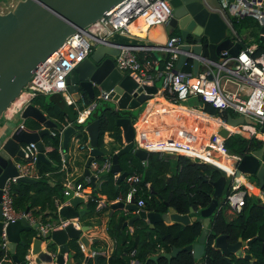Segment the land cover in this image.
Masks as SVG:
<instances>
[{"label": "water", "instance_id": "1", "mask_svg": "<svg viewBox=\"0 0 264 264\" xmlns=\"http://www.w3.org/2000/svg\"><path fill=\"white\" fill-rule=\"evenodd\" d=\"M121 1L17 0L12 8L0 12V119L10 102L22 92L35 70L65 41L67 36L79 29H84ZM169 2L172 6V15L167 22L157 23L154 28H149L145 38L114 31L107 36L104 43L97 44L66 77L68 95L73 101H81L86 93L89 99L95 101L93 107L107 99L112 102V105L114 104L116 109L128 111V115H121L116 119V124L120 126L124 139V144L112 154L111 172L117 173V183L124 180L128 174L127 170L121 169L118 161L120 154L133 151L141 159L148 154L147 150L142 147H135L133 150L136 129L130 110L139 107L159 91L156 83L139 84L130 73H125L116 67L115 57L121 46L156 51L160 46L165 45L171 34L178 33L183 42L177 49L175 69L193 73L199 69L201 57L211 60L210 64L215 65L214 62L219 61L221 57V50L226 49L228 53L236 56L243 46L240 41L233 39V33L229 32L228 24L221 13L210 7L205 0H169ZM259 38L264 42V24L260 25ZM189 56L192 61H188ZM28 117L35 121V127L26 125L25 128L17 123L14 126H6V132L3 131L0 136V200L1 188L5 179L17 174L15 161L23 156L22 143L35 142L39 151L38 163L48 160L44 153L45 144L42 136L50 133V128L56 127L57 122L34 103L27 104L19 116L23 120ZM225 121L230 125H236L243 121H250V119L241 114L233 115L227 112ZM85 129L92 149L85 160V168L80 179L90 174L89 162L93 157L102 153L96 146L99 119L90 118ZM75 130L76 128L71 124L63 127L61 133L64 148L67 147L70 136ZM219 133L226 138L231 130L222 127ZM263 152L264 142L257 149L244 152L240 159L230 160V164L236 167L235 175L255 176L259 192L264 186V163L261 160ZM63 155L67 157L66 153ZM90 176L94 184L96 176L93 174ZM35 180L34 177L19 176L16 185L22 181L35 182ZM226 186L228 187L227 179L222 174L213 181L212 198L209 204L199 210H194L191 206L187 213H179L171 205L163 213L139 209L136 203H124L120 199L111 202L110 206L112 208L124 207L134 212L128 220L124 221V225L133 224L138 218L146 219L148 221L147 232L154 228L158 221L166 223L178 221L183 225L193 220L201 221L202 230L195 242L182 247L173 246L169 251L161 253L170 262L171 258L181 250H190L194 259L197 260L203 255L208 226L212 214L218 209L219 199H222ZM83 201L84 197L80 195L69 196L67 201L60 205L59 215L65 218L81 217L86 210L77 207ZM28 210L29 207H26L25 211ZM1 211L0 203V218ZM2 227L0 220V234ZM89 228L90 224L76 227L72 221H69L59 228L52 229L48 238L39 235L32 236L28 248L35 255V263L69 264L76 258V247L77 244L80 247V242L84 246V251L80 248L85 253L84 260H89L92 250L91 242L95 240L89 239L85 233ZM31 230L34 229L26 217L10 221L5 227L12 258L19 261V264H24V261L18 257L16 247L18 244H25L21 233ZM256 236L247 240L239 237L235 243H230L225 234H219L214 237V245L222 249L226 260H229V253L253 259L249 252L243 250L251 245ZM99 256L100 253L92 256L95 264ZM158 256L152 254L147 260H157Z\"/></svg>", "mask_w": 264, "mask_h": 264}, {"label": "built area", "instance_id": "2", "mask_svg": "<svg viewBox=\"0 0 264 264\" xmlns=\"http://www.w3.org/2000/svg\"><path fill=\"white\" fill-rule=\"evenodd\" d=\"M216 10L221 13L227 22L233 33V39L236 32L228 13L238 17L252 15L259 24H264V0H219V6ZM171 15L172 6L169 0H122L84 29H79L77 32L67 36L65 41L35 70L22 92L4 110L2 118L5 120L14 119L15 116L22 113L27 104L34 103L33 98L38 94L61 92L64 96H67L68 85L66 77L69 72L87 57L97 44L104 43L109 34L119 31L138 36L142 34L141 31H145L149 26L167 22ZM137 20H139L140 26L135 25ZM142 25L144 28H142ZM133 28L138 29L139 32L134 31ZM235 40H238V37ZM182 42L181 36L173 33L168 37L165 45L160 46L159 50H163L167 54L163 67H160L154 58L145 57L141 59L139 51L142 48L130 46H121L119 53L115 57V65L119 70L130 73L139 84H153L161 79L159 91L160 88L162 93L166 90L170 94L171 99H173L172 102H181L190 96H199L203 103L208 102L219 110L229 109L248 117L250 121L231 125V133L256 137L264 141V51L257 55L254 54L257 47L256 42L242 46L236 56L231 55L224 49L220 52L219 61L214 62L215 65L210 64L211 60L201 57L202 62L206 66L204 69H198L196 73H193L192 71L175 69L178 55L177 49ZM104 98L106 97L104 96ZM71 100H69V103L73 102V99ZM94 102L92 100L90 103H86L85 99L82 98L80 109L75 106L76 104H74V107L89 116L94 108ZM91 103L92 105L90 106ZM77 120L80 122L85 121L79 118ZM4 123L8 125L9 121H4ZM19 124L26 128L24 122H19ZM51 134L55 135V131L51 130ZM224 139L220 135L219 130H213L209 139L199 149L194 143L183 137H167L147 144H151L150 147L155 151L166 153L180 152L192 159L213 164L221 169L227 179V183L229 182V191L222 200L232 210L238 211L244 204L249 191L243 187L239 180L240 176L235 175L236 167L230 164V160L240 159L243 153L230 152L224 144ZM122 140L124 144L123 135ZM78 147L86 151V157L92 149L91 144L86 141H79ZM135 147L137 146L134 138L133 150ZM21 149L23 156H20L15 161L17 174L8 176L1 188L0 203L2 215L0 220L3 227L0 234V248L2 249L0 264H19V261H15L12 258V253L9 250V239L5 232V227L10 221L26 217L36 234L43 238H48L52 229L59 228L69 221H72L76 227L81 226L76 221L78 218L44 221L30 210L25 211L15 207L14 185L17 182V178L19 176L34 178L40 176L38 171L39 151L35 142H24L21 144ZM203 152H205V155H203ZM61 155L62 163L59 170L66 169L67 166V158L64 157L63 153ZM209 156L217 162L219 159L224 161L228 169L223 168L219 163L213 162L211 159L209 160ZM141 161L143 165L148 162L146 157L141 159ZM111 165V153H107L101 162L93 157L89 162L90 174L95 175L97 178L101 174L111 171ZM90 174L84 175L82 179H65L63 193L68 197L80 195L85 198L88 192H93L95 186ZM141 175L140 172L136 171L128 172L124 178L128 189L122 200L124 203H136L139 209H145L143 207V198H138L136 201L133 200V195L137 191L138 183L142 178ZM146 185L148 186V183ZM253 196L264 202V189H261L259 193ZM91 198L95 201V212L107 206L106 197L103 194L97 193L95 197L91 196ZM126 212H128V209L125 208ZM130 229L132 230V226H130ZM86 234L89 239L94 237L90 230ZM80 248L84 251V246L81 242ZM95 253L98 252L92 249L90 257ZM131 254H134V250L131 251ZM34 257L35 255L31 252V249L27 248L22 260L24 264H36ZM87 261L83 260L82 264H87ZM130 262L131 264H140V261L135 257Z\"/></svg>", "mask_w": 264, "mask_h": 264}, {"label": "trees", "instance_id": "3", "mask_svg": "<svg viewBox=\"0 0 264 264\" xmlns=\"http://www.w3.org/2000/svg\"><path fill=\"white\" fill-rule=\"evenodd\" d=\"M229 18L236 34L240 33L243 28L252 29L258 25V21L252 15L238 17L229 14ZM239 40L243 46L249 43L240 35ZM255 42L257 47L254 54L257 55L264 51V42L258 37ZM152 57V55L146 56V58ZM166 58L167 54L161 60L160 67H163ZM163 95L173 101L166 90ZM84 99L86 103L90 102L86 93H84ZM33 102L41 107L48 116L55 119L57 126L52 128L55 131V135L50 132L42 136L44 143L49 145V149L46 150L48 160L38 163L40 176L37 177L35 182L22 181L19 185H14V205L17 209L25 210L26 207L32 208L40 203L42 210L47 206L51 208L50 212L43 213V215L51 214V217H56L57 205L55 197L60 198V200L66 198L62 185L65 171L59 170L62 163L59 138L60 128L62 129L65 125L71 123L77 131L79 130L78 138L84 141L88 136L84 128L87 120L82 122L77 120V109L73 103L67 102L61 92L38 94L33 98ZM204 110L226 118V112L229 109L219 110L208 102H204ZM127 112L116 109L114 105L107 104L105 101L99 102L92 109L89 118L99 119L96 146L102 153L96 155L95 158L100 162L107 153L113 154L123 145L122 130L116 124V119L118 116L128 115ZM201 116L207 120L214 117L203 114ZM131 117L132 120L136 118L132 114ZM191 118L197 117L191 116ZM220 123L224 124L225 122L220 120ZM106 134L109 135L108 140L104 139ZM262 143L263 141L256 137H247L238 133H231L224 139L225 146L230 152L234 153H244L257 149ZM170 154L162 155L158 151H150L146 157L148 161L146 165L142 164L141 158L135 155L133 151L119 155L118 161L122 170H127L129 173L136 171L142 174L138 189L133 195V200L136 201L138 198H143V207L145 209L160 213L166 212L169 205L173 206L179 213L189 212L191 206L194 210L207 206L212 198L213 181L223 174L222 170L207 162L192 159L181 153L175 154L176 166H173V159L169 157ZM262 160L264 162V152ZM169 170H172V174L164 178ZM47 172L56 173L58 181L54 186H50L47 183V174H45ZM100 176L102 178L101 183L98 187L95 184L92 197H95L97 193H105L109 199H113L119 194L123 196L127 191L128 185L125 180L120 181L118 187H115V175L113 172L107 171ZM147 182H149L148 186L146 185ZM227 185H229V182ZM46 190L49 191L47 196L45 195V199H41L40 193L42 191L46 192ZM228 191L229 186H226L222 199H224L223 197ZM251 194L248 192L241 209L236 211L231 217H228L225 212L228 204L219 199V209L212 214L208 226L204 252L200 259L201 264H264V202ZM89 207L92 210L95 209V201L92 198H90ZM41 209H39V212ZM128 212L121 214L118 210H114L110 214L107 230L109 235L114 238L115 246L108 258V264H131L130 261L133 257L137 258L140 264H145V262L146 264L197 263L190 250H181L176 256L171 258L170 262L161 253L169 251L173 246L182 247L195 242L202 230L201 221L193 220L185 225L178 221L170 223L158 221L155 223L154 228L147 232L148 222L143 218H138L133 222V230L130 232L126 226H123L126 218L131 215ZM32 234V230L22 232L25 244H18L16 247V253L20 259L24 258V254L30 246ZM219 234H225L230 243H235L239 237L247 240L257 235L251 245L246 248L247 252L252 255L253 260L237 256L234 253H229V260H226L222 249L214 245V237ZM76 248V259H80L83 252L78 244ZM132 250H134V254H131ZM1 253L2 249L0 248ZM152 254L159 255L157 260H147Z\"/></svg>", "mask_w": 264, "mask_h": 264}, {"label": "crops", "instance_id": "4", "mask_svg": "<svg viewBox=\"0 0 264 264\" xmlns=\"http://www.w3.org/2000/svg\"><path fill=\"white\" fill-rule=\"evenodd\" d=\"M205 1L210 7L214 8V9H217V7L219 6V0H205ZM228 14H230V13H228ZM260 25H262V24L258 23V25H257L259 27L258 28L259 29L258 30V34L259 35H260ZM155 26H156V24L152 25V26H149L145 31H143L142 34L138 35V37L145 38L147 30L149 28H154ZM229 32L232 33L230 28H229ZM249 32H250V28L241 29L240 33L234 35L235 36L234 40L238 37V40H235V41H240L239 40V35L241 37H243V38H245V36L248 35V40H251L252 39V35H249ZM176 34H178V33H176ZM249 43H255V41H251ZM139 54L141 56V59L145 58L147 55H149V56L152 55L153 56L152 58L156 59L157 60L156 62L159 63V65H160V62H162L161 60L165 56V52L163 50H159V49H157L156 51H154L152 49H148V50H145V49L142 50L141 49V51H139ZM188 61H192L190 56L188 57ZM205 66L206 65L201 61L200 64H199V70L204 69ZM159 87H161V84L159 85ZM194 97H196V101H195L194 104H189V103L186 104V103H182V102H176L175 103V102H172V101L168 100L166 97H164V95H163V93L161 91V88H160V91H158L156 94H153V96L146 101V104H145V106L143 108V110H145V114L143 116L145 118L146 115H147L148 110L151 109L150 111H152V109H155V112L153 114V116H155L154 121L155 122H158L159 120L162 121L161 122V126L149 125L148 123H146L144 121V124H145L144 128L148 127V129H146V132L149 135H147L146 133L145 134L141 133V131H139L137 129V125H136V123L138 122V119H139V117H140V115H141V113L143 111V110L142 111L140 110L138 116H136V118H134L132 120L133 124L135 125V129H136V134H135V144H136V146L137 147H141V146L145 147L144 149H147V152L155 151V150H153L150 147L151 144L148 145L147 143H153L155 141H160V140H162L164 138H167V137H180L181 136L183 138L190 139V138H192L194 136H197V134H200V133L204 132L205 130L208 131L209 134L211 135V132L213 130H219L220 131V129L222 127H225L227 125L226 123H224V124L220 123V120L222 122H226L225 118L221 117L220 115L211 114V113L206 112L204 110L203 100L199 96H194ZM65 98H66L67 102L69 103L70 102L69 100H71L69 98V96L67 95V96H65ZM89 100H90V102L92 101L91 99H89ZM163 100H165V101H167V102H169V103H171L173 105H178V104L184 105L187 108H182L180 111H178V110L175 111V109L173 108L172 105L164 104L162 102ZM72 103L76 104L75 106L79 107V109H80V104L81 103L79 101H73ZM91 105H92V103L90 104V106ZM156 110L158 112H156ZM227 112H230L233 115H238L233 110H230V111L228 110ZM201 114H203L205 116H214V117L211 118L210 120H207V119H204L201 116ZM189 115H191L193 117H197V119L191 118V116H189ZM77 118H79L80 120H82V119L83 120H88L89 116H87V114H85V112L79 110ZM53 120L56 121L55 119H53ZM6 126H8V125H5V124L1 125L0 124V136H2L1 134L3 133V131L6 132V129H5ZM85 126H86V124H85ZM85 126H84V128H85ZM144 128H142V130ZM62 129L60 128V134H59L60 144H61L60 150H61V153H66L67 154V157H66L67 158L66 159L67 160V166H66V169L62 170V171H65V173H64L65 176H64V179L62 180V185H63V188H64V183L66 181L65 179H69V178L70 179L75 178V180L80 179V176L82 175V173L84 171V168H85V160H86L87 157L85 156L86 155V151L85 150H81L78 147L79 141L80 142L82 141L77 136V134L79 133V130L78 131L75 130V132L71 134L69 142H68V145H67L66 148H64L62 146V133H61ZM51 130H52V128H50V132H51ZM121 135H122V132H121ZM104 139L108 140L109 139V135L106 134ZM84 141L89 142V136H87L86 140H84ZM45 146H46V148H45L44 153L46 155V150L49 149V145L45 144ZM179 153L180 152H173V153L171 152V154L169 155V157L171 159H173V162H172L173 166H176L174 156H175V154H179ZM160 154L165 155L167 153L166 152H160ZM46 157H47V155H46ZM262 163H264L263 160H262ZM171 171L172 170H169V172H167L165 174L164 178L169 177L172 174ZM46 174H47L46 177H47V181H48L47 183L50 186H54V184H56L57 181H58L56 173L47 172ZM115 174H117V173H115ZM35 179H37V178H35ZM116 179H117V175H115V187L117 188L120 182L117 183ZM101 180H102L101 176H98L95 179V184H97V187L100 185ZM239 180L241 181L243 187L245 189H247V191L252 193V195H256V193L259 192L258 188H257L258 181H257L256 178L253 179V178L250 177V175L246 174V175H241ZM147 183L149 185V182H147ZM262 189H264V186H263ZM48 192L49 191H47V190H46V192L42 191V193H40V198L41 199H45V197L47 196ZM101 194H103L106 197L107 206H105L102 210H99L98 212H95V209L92 210L89 207V201H90V198L92 196V192H88L87 196L84 198V201L82 203H80L78 205V207H77L79 209H85L86 210L85 214L82 215L81 217H79L78 220L76 219V221L79 222V224H81V225L82 224H90V228L87 231H89V230L92 231V234H94L93 239H95L94 241L91 242V247H92V249L94 251L100 253V256L98 257V260H97V264H108V260H109L108 258H109L110 254H111V252H112V250H113V248L115 246L114 238L109 235L108 230H107V225H108V221L110 219V214L114 210H118L119 213L125 214V208L124 207L123 208H121V207L112 208L110 206L111 202L119 200V199L122 200L123 196H120V194L116 195L115 198H113V199H109L105 193H101ZM67 199H68V196H66V198L64 200H60V198H58V197L56 198L55 197V203L57 205V208H56L57 216L56 217H51L52 216L51 214L43 215V213L50 212L51 208H49V206H47L44 210H42L41 206H40V203L34 205L32 208H29V210L34 215L40 216L42 218V220H44V221H48V220H52V219H53V221L54 220L55 221L56 220L60 221L62 218H65V217H62L61 215H59L58 209H59V207H60V205L62 203L67 201ZM39 209H41L40 212H39ZM218 209H219V207H218ZM217 210H215V211H217ZM128 211H130V210H128ZM215 211H214V213H215ZM225 212H226L228 217H231V216H233L235 214L236 211L232 210V208L228 205L226 207ZM128 213L131 214L129 217H131L134 214L133 211H130ZM129 217H127L126 220H128ZM133 224H128L127 223L126 225L123 224V226H126L128 231L132 232ZM130 226H132V230L130 229ZM35 235H37V234H36V232L33 231L32 236H35ZM245 247H247V246H245ZM243 251L247 252L246 249H244ZM82 254L83 255L81 256L80 259H76L75 258L69 264H82V261L84 260L85 253H82ZM201 257H199L197 259V263L196 264H201V261H200ZM250 260L252 261L253 259H250ZM87 262H88L87 264H90V263L91 264H95L93 259H92V257ZM39 264H52V263L41 262Z\"/></svg>", "mask_w": 264, "mask_h": 264}, {"label": "rangeland", "instance_id": "5", "mask_svg": "<svg viewBox=\"0 0 264 264\" xmlns=\"http://www.w3.org/2000/svg\"><path fill=\"white\" fill-rule=\"evenodd\" d=\"M16 2H17V0H0V12H4V11H7L8 9L12 8V6H13ZM258 28H259V27L256 26V27L250 29L249 35H252V39H251V40H248V35H247V36H245V38H244V39L246 40V42L256 41V40H257V37L259 38V34H258V30H259V29H258ZM161 82H162V80L159 79V80L156 81V84L159 86V85L161 84ZM195 101H196V97H194V96H190L189 98H187V99H185V100H182L181 102H182V103H186V104H188V103H189V104H194ZM197 101H198V100H197ZM105 102H106L107 104H111V103H112L111 101H109V100H107V99H105ZM145 104H146V101L143 102V104L140 105L139 107L130 110V111H131V114L134 115V117H135V116H138L139 111H140V110H141V111L143 110ZM144 114H145V110L142 111L140 117H142ZM19 115H21V114H19ZM19 115L15 116L14 119L12 118V119H9V120H5L4 118H1V119H0V124L2 125V124H5L4 121H9L8 126H14V125H16V124L19 123V122H25V123H24L25 125H27V126H31V127H35V121H34L31 117H28V118H26L25 120H23V119H20V118H19ZM140 117H139V118H140ZM137 119H138V118H137ZM88 121H90V118L88 119ZM88 121H87V122H88ZM87 122H86V123H87ZM36 125H37V124H36ZM225 127H226V126H225ZM180 137H181V136H180ZM208 139H209V138H208ZM250 177L253 178V179L255 178L254 175H250ZM33 231H34V230H33ZM90 262H91V261H90ZM90 264H91V263H90Z\"/></svg>", "mask_w": 264, "mask_h": 264}, {"label": "bare ground", "instance_id": "6", "mask_svg": "<svg viewBox=\"0 0 264 264\" xmlns=\"http://www.w3.org/2000/svg\"><path fill=\"white\" fill-rule=\"evenodd\" d=\"M135 25L140 26V22H139V20L136 21ZM142 28H144L143 25H142ZM133 29H134V31L139 32L138 29H136V28H133ZM141 33H143V31H141ZM162 102H163L164 104L172 105L173 108L175 109V111H177V110L180 111L182 108H187L186 106H184V105H180V104H178V105H173V104H171V103H169V102H167V101H165V100H163ZM150 110H151V109H150ZM150 110H148L147 115H146L145 118H144V116H143V117H140V118L138 119V122L136 123V125H137V129H138L139 131H141V133H144V134L146 133L147 135H149V134L146 132V129H148V127H145V128H144V126H145L144 121H145L146 123H148L149 125H158V126H161V122H162V121H160V120H159L158 122H155V121H154L155 116H153V114H154V112H155V109H152V111H150ZM156 112H158V111L156 110ZM173 117H174V116H173ZM194 119H197V118H194ZM168 120H169V119H168ZM226 127H227V129H232V126H231V125H228V124H227ZM142 128H144V129L142 130ZM148 132H149V131H148ZM209 136H210L209 132L205 130L204 132H202V133H200V134H197V136H194V137H192V138H190V139H188V140H190L192 143H194V145L199 149V148H201L202 145H204V144L206 143V141H207V139L209 138ZM203 155H205V152H203ZM210 157H211V156H209V158H208L209 160L211 159L213 162H217L214 158H210ZM214 160H215V161H214ZM217 163H219L220 166H222L223 168L228 169L224 161H222V160L219 159V161H218Z\"/></svg>", "mask_w": 264, "mask_h": 264}]
</instances>
